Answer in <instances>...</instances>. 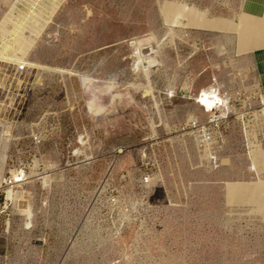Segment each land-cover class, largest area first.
I'll return each instance as SVG.
<instances>
[{
	"label": "rangeland",
	"instance_id": "rangeland-1",
	"mask_svg": "<svg viewBox=\"0 0 264 264\" xmlns=\"http://www.w3.org/2000/svg\"><path fill=\"white\" fill-rule=\"evenodd\" d=\"M164 1L228 19H236L245 2L68 0L43 28L29 18L41 0L34 6L32 0H0V55L11 54L4 42L14 36L12 57L27 68L19 73V66L0 62V126L2 132L11 126L10 141L18 145L9 148L0 132L2 173L32 166L36 158L27 186L17 189L30 196L18 199L16 208L6 201L11 221L6 228L7 216L0 220V264H264L260 140L253 135L248 149L231 120L223 167L211 171L197 151L200 141L180 132L190 119L207 121L189 99L214 77L222 82L231 72L218 66L226 58L239 60L237 32L181 27L164 36ZM153 36L163 55L151 76L154 100L131 87L146 85L134 70L132 46ZM198 39L209 49L189 58L200 48ZM219 46L228 52L223 58L216 53ZM146 48L142 53L148 55ZM244 69L241 88L252 87L257 65ZM109 79V96L119 97L112 105L101 98L106 111L92 116L86 97ZM224 82L228 90L235 88L228 77ZM43 114L55 118L59 131L35 146L29 128ZM157 169L158 181L143 188L141 176ZM44 173L52 177L45 192L32 178ZM29 205L27 231L17 209Z\"/></svg>",
	"mask_w": 264,
	"mask_h": 264
},
{
	"label": "built area",
	"instance_id": "built-area-1",
	"mask_svg": "<svg viewBox=\"0 0 264 264\" xmlns=\"http://www.w3.org/2000/svg\"><path fill=\"white\" fill-rule=\"evenodd\" d=\"M200 48L203 49L201 45ZM234 66V67H233ZM231 68V72H227L228 82L233 84L235 88L233 90H228L226 88V83L218 81L217 78H213L214 85L219 88L216 89V95L222 96L227 99L229 106L221 102L220 100H215L214 107L210 110L206 106L208 100L215 99L214 96L209 95L202 96V93H198V98L196 103L198 108L204 112L202 114L212 115L215 114L216 118H207V121H198L196 118L188 120L180 132H189L192 135L194 143H198L197 151H199L200 156H202L204 165L207 169L211 171L220 170L222 165L221 155L223 154V147L227 143V132L231 128V120H236L238 127L244 137L246 142V147L248 149L252 146L251 138L256 136L260 140V146L264 147V87L257 80L253 81V86L248 88H241V85L245 83L242 65H240L238 60H232L227 58L224 62L222 68L218 70H228ZM27 70L24 66H19L17 72H25ZM194 95L196 93H193ZM229 107L231 111L229 112ZM225 113V117L223 114ZM48 114H43L38 122L32 123L29 128V137L35 146H43L49 139L50 136L56 134L59 131V126L54 117L48 120ZM4 129L3 125L0 126V132ZM5 139L0 136V149L4 148ZM16 139L12 138L7 144L9 148L12 146L18 147L16 145ZM10 142V143H9ZM67 148L71 147V141L67 139L65 141ZM208 147V150L205 149ZM36 158L31 159L32 166L30 164L22 165L18 167V170L9 173L5 172L0 175V220L2 216H7V221H5L6 228L9 226L11 221L10 214H8L9 209H6L7 192L8 189L14 190L15 187L22 183L24 187L27 186V181L30 177V169L32 170ZM39 175L38 177H40ZM159 170L150 173H145L141 176L139 184L143 188H148L158 181ZM11 207V206H10Z\"/></svg>",
	"mask_w": 264,
	"mask_h": 264
},
{
	"label": "bare ground",
	"instance_id": "bare-ground-1",
	"mask_svg": "<svg viewBox=\"0 0 264 264\" xmlns=\"http://www.w3.org/2000/svg\"><path fill=\"white\" fill-rule=\"evenodd\" d=\"M37 1H39V0H32L33 4H31V5L34 6L35 3H37ZM41 1H42V4H40L38 9H35L33 11V16H30L29 18L32 19L34 22L40 23L43 26V28H46V26H48L53 21V18L55 17V15L59 12L61 7L68 0H45V1L41 0ZM179 6L180 5L178 3L170 2V1H164L161 4V17L163 19V24L166 27V31H165L164 36H172L173 35L174 26L177 22V21H175V17H176V15L177 16L180 15V13L182 12V11L178 10ZM13 8H14V6L12 5L11 10H13ZM182 8L184 10H186L184 7H182ZM89 14H90V12H89ZM156 38H157L156 36H153V37L136 39V41L134 42V44L132 46L133 50H134V52H133L134 58L136 59V62L134 63V70H137V72H139V74L143 75V78L146 81V85L131 84V87L137 91H143V93H144L143 97H151L153 100H154V95H153L152 89L150 88L151 76L163 64V60H162L163 55L161 52L162 49L160 48L159 40H157ZM4 44H6L7 48L10 50L11 54L7 55V56L0 55V62L19 66V64L21 63L20 60L12 57V55L15 53V49H16L15 37L11 36V41L4 42ZM198 46H201V44L198 43ZM33 47H32V49H33ZM143 47L148 48V49L146 48L149 51L148 55L142 53ZM22 66H24V65H22ZM24 67H26V66H24ZM215 69L217 70V67H215ZM213 82H214V80L212 79V83L210 86L200 88L196 92V94L192 95L191 99H189V100H193L194 103L197 105L196 99L198 98V93L201 92L202 96H206V98H208L209 95L214 96L215 99H212V100L210 99L206 102V106L209 110L208 111L209 113H211L210 110L214 107V104H216L215 100H218V101L220 100L221 102H223L227 106L230 105L227 99H224L220 95H218V96L216 95V89L219 87L215 86ZM94 83L98 84V80L97 81L95 80ZM104 84L105 85L103 87L99 86L100 88H98V87H95V88L92 87L91 88V86H90V88H91L90 94L87 95V97H86V100H87L86 109L92 116H95V117L99 116L103 112L105 113V111H106L105 105L106 104L112 105V103L114 102V98L119 97L118 93L112 94V96H109L111 94L110 93L112 91L111 86L113 84L111 79L106 80ZM90 85L94 86L93 83H91ZM101 98H103V102L105 103V105L102 104ZM228 110L230 112L231 108L229 107ZM202 112H204V111H202ZM206 115L209 117V119L216 118L214 113L211 116L208 114H206ZM223 116L225 117V113L223 114ZM152 127H153V125H152ZM11 131H12L11 126H6L5 131L2 132V134H1L4 137H6V142H8L10 140L9 137L11 136ZM187 135L192 137V135H190L189 133ZM208 147L209 146H207V148L205 149L206 151L208 150ZM120 153H121V151L117 152V154H120ZM4 156H6V155L4 154ZM4 159H6V157L4 158V157L0 156V175L2 174L1 165H2V162ZM228 162L230 163L229 160H228ZM35 163H36V161L34 162V166H33L34 169H35V165H36ZM33 168H32V170H33ZM254 169H255V167H254ZM16 170H18V168H14L13 170H9V171L7 170V172L12 173ZM250 170H251V167L248 169V171H250ZM40 175H41L40 177H38L39 175H34L32 178L41 182V188L45 192L46 188L50 184L52 177L48 173H44V174H40ZM54 176H56V175H54ZM22 186H24V184L19 183L15 187L14 190H12V189L7 190V192H11V193L7 194V201H9V205L11 206V208L17 207L18 202L20 201L18 199L24 198L25 196L26 197L30 196V194H29L30 191H27L26 189L23 191H17V189H20ZM5 208H8V206H6ZM30 209H31V205H29L28 209H26V210H21L20 208L17 209L18 214L25 221V223L22 225V227L24 230H27V231L32 228V223L29 220L30 214H26L27 211H29ZM262 213H264V208L262 209Z\"/></svg>",
	"mask_w": 264,
	"mask_h": 264
},
{
	"label": "crops",
	"instance_id": "crops-1",
	"mask_svg": "<svg viewBox=\"0 0 264 264\" xmlns=\"http://www.w3.org/2000/svg\"><path fill=\"white\" fill-rule=\"evenodd\" d=\"M179 5L178 10L182 12L175 17V21L177 22L174 26V31L176 28L190 27L196 30L212 33L237 32L238 49L236 50V53L239 57L238 61L240 65H242L244 71V65H247L248 63L251 64L252 68L257 65L259 77L255 80L259 81L264 87V0H245L241 13L236 19H228L225 17L208 18L203 11L185 4ZM223 37L226 36L223 35ZM198 40L201 43L202 40ZM201 45L203 46V49L197 47L196 52L192 53L189 58L193 57L197 51L206 52L209 49L205 46L206 44L204 42L201 43ZM216 53L219 58H223L228 52H226L224 46H219ZM249 53H254L256 56L249 58ZM226 79L227 73L225 72L222 82Z\"/></svg>",
	"mask_w": 264,
	"mask_h": 264
}]
</instances>
